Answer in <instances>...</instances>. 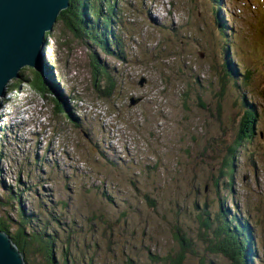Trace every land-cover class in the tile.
<instances>
[{"label":"rangeland","instance_id":"obj_1","mask_svg":"<svg viewBox=\"0 0 264 264\" xmlns=\"http://www.w3.org/2000/svg\"><path fill=\"white\" fill-rule=\"evenodd\" d=\"M114 3L110 28L88 15L83 30L106 33L105 49L58 19L45 53L51 86L25 66L0 99V220L11 233L19 220L30 238L36 230L57 234L69 264L87 259L86 251L94 264H126L120 256L106 259L122 237L125 253L141 263L170 264L149 260L143 246L172 255L181 250L173 238L181 231L190 239L182 264H233L210 250L226 213L256 241L253 264H264V0ZM130 97L139 100L129 104ZM239 133L246 136L233 164L224 165ZM108 196L114 203L102 202ZM140 207L160 227L141 224ZM120 211L136 225L115 223ZM201 211L209 229L197 217ZM106 223L113 224L111 235L103 232ZM27 248L28 263L41 264L34 243ZM58 253L59 246L61 264Z\"/></svg>","mask_w":264,"mask_h":264},{"label":"trees","instance_id":"obj_2","mask_svg":"<svg viewBox=\"0 0 264 264\" xmlns=\"http://www.w3.org/2000/svg\"><path fill=\"white\" fill-rule=\"evenodd\" d=\"M94 1H97V0H94ZM100 2H101L100 6L97 8L96 5L94 4V2L90 3V0H70V6L66 9L62 10L58 19L61 20L62 22H64L65 26L69 30H71L75 36L83 37L85 34V36H87L86 40L93 41L94 43L101 45L102 48L105 49V46L109 45V38H107L108 36L106 33L103 36H99V35L96 36L94 34V32H91V34L83 32L85 27L88 25L87 22L92 21V20H88V18H86V17H88V15H90L91 18L93 20L97 21L98 23H99L98 19L100 18L103 21L106 29H108V27L110 28V26H112V19H113L112 16H113L114 9H115L114 0H110L108 2H105V0H100ZM102 4H106V6H105L106 7V13H104V14H103L102 9H101ZM92 28L94 30V29H96V26L93 25ZM263 28H264V20H263V10H262L260 29L263 30ZM47 35H48V37H50V32H48ZM46 48H47V46H46ZM46 48H45V53H46ZM45 61L46 60H44V63H46ZM229 67L231 68L230 72L231 73L233 72V75L236 74L240 77V75L238 74L237 68L233 63H229ZM34 70L39 75L40 80L44 84L45 88L48 89L47 86H49V85L51 86V83L48 81V73L49 72L44 73L40 70H37L36 68H34ZM239 80H242V79H239ZM239 80L235 79V82L239 81ZM221 83L223 84V82H221ZM238 85L241 87H244V86H247L248 83H243V84H238ZM55 90L58 92L57 95L60 98V100L62 102H65L64 95H62V93L59 92L58 89H55ZM97 90H99V92H100L99 94H102V95H108V93H109V91L107 89L100 90L97 88ZM216 93H217L216 94L217 96H221V93H222V95L224 94V90H219ZM7 95H8V93L6 94V96ZM246 112L250 113L251 116L255 115L256 114L255 106L252 105V103H250V109H247ZM17 114H19V112H17ZM248 127L245 129L248 130V134H249L248 136L251 137L252 134L254 133L253 122H250ZM239 134H240V136L237 137V142L235 141L234 145L230 146L228 149L229 157H228V160H227V158L225 159L224 165L229 166V165L233 164V159L235 157V151L239 147V141L244 136H246V134H243V133H239ZM108 147L114 148L110 145H108ZM131 183L134 184L135 182L131 181ZM109 190L111 191V188H109ZM152 192L159 198V196H160L159 193H157L154 189H152ZM117 195H114V196L117 198L118 197ZM145 198H146V200L152 199V195L147 194V195H145ZM115 200H116L115 198L108 196L106 199L104 197V199H102V202L109 204V203H114ZM161 203L163 204V200ZM177 211L179 212V208ZM137 213L140 214V217L143 220H145L144 223H141V224L149 223L151 226L153 225V226L160 227V224L158 222H153V220H156V218L151 214V212L148 209L141 208V212L139 213V211H137ZM204 213L206 214L207 212L206 211L199 212L197 217L200 218L199 216L202 215L203 217L200 218L201 223L204 227L209 229L211 227V224H209V222L206 221V218L204 217ZM120 214L122 215V217L121 218L120 217L115 218V223H123V222H127L129 220L130 222L134 223V225H136L137 221H135L134 218H133V220H130L129 217L126 218V211H120ZM228 216L229 215L225 213V215L222 217L223 219L218 221V224H217L218 228H216L215 230L212 231L213 235L216 234V237L213 241H211L213 243L214 248L210 249V250L211 251L214 250V252L221 253L223 256H225L229 260H231V262L233 264H253V261H252L251 257H249V256L254 254L251 252V250H252V246H253L254 250H255V247H257L256 241L252 240V238L246 234L247 232L245 231L243 225L240 224L239 219L233 220L235 225H231V221L228 219ZM88 221H90V224L93 225V223H95L94 216L91 217L90 219H88ZM18 222H19L20 227L14 233H11L9 231V228L7 227V224L4 222V220H0V229L4 230L5 232H7L11 235L13 241L15 242V244L18 246V248L22 252V254L25 258L26 264H29V263H28V259H27L26 255H24V254H27V252H28L27 251L28 250L27 244L29 242H33L35 248H37V252L40 254V256L42 258L41 264H58V259H57L58 246L60 247V254L58 253V256L62 260L61 264H69V262H68L69 260L67 261L65 258L66 254H67V250L64 248H66V245H65V243H63L60 246L56 243V240L58 239L57 234L55 235L54 233L47 232V231L44 233H41L39 230H36L37 233L36 234L33 233L32 237L30 238V236L25 234L24 227L22 226V224L20 223L19 220H18ZM58 223L61 224V222L59 220H58ZM112 225L113 224H107L106 223V226H104L102 228L103 232L105 234L111 235ZM138 225H140V224H138ZM69 226H70V224H68V227ZM64 228H67L66 224L64 225ZM72 228H75V227L72 226ZM57 229L61 230L62 228H60V229L57 228ZM135 229L137 230V227ZM64 231L66 233H68L67 229H64ZM173 238H174V240H176L180 243V248H181L180 251H175L172 255H170V252L162 254V253H159L157 251H152L151 245L147 244V245H144L143 248L148 249V254H147L148 259L153 261V262H158L160 260L167 261V259H172L170 264H182V259L184 257L183 253L187 249V247L190 243V239L186 235H183L182 231H181V234L174 232ZM66 243H69V242H66ZM90 243H91V245L94 244L93 242H90ZM109 244H111V239L107 241V246ZM116 244H119V242L117 240L114 243H112V246H116ZM155 248L158 249V245H156ZM108 249L109 248H107V250ZM86 252L85 253H86L87 259L93 260L94 257H92L90 255V253H93V252H90V253H88V251H86ZM119 256L122 258L123 262H125L126 264H143L138 260V258L136 256L131 257V256H129L123 252H120V251H118V253H112V252L107 253L106 259L117 260V257H119ZM87 259H83L82 262L79 264H91Z\"/></svg>","mask_w":264,"mask_h":264},{"label":"water","instance_id":"obj_3","mask_svg":"<svg viewBox=\"0 0 264 264\" xmlns=\"http://www.w3.org/2000/svg\"><path fill=\"white\" fill-rule=\"evenodd\" d=\"M68 0H0V99L20 69L31 65L45 73V32L51 31ZM143 79L140 81L142 83ZM138 97H130L135 104ZM0 264H25L11 237L0 229Z\"/></svg>","mask_w":264,"mask_h":264},{"label":"flooded vegetation","instance_id":"obj_4","mask_svg":"<svg viewBox=\"0 0 264 264\" xmlns=\"http://www.w3.org/2000/svg\"><path fill=\"white\" fill-rule=\"evenodd\" d=\"M153 199H148V200H146L145 202H147V203H151V201H152ZM154 201V200H153ZM127 202V205H128V208H130L133 204H131V202L129 201V200H127L126 201ZM125 224L127 223V222H124ZM62 227V226H61ZM120 243H122V245L120 244ZM119 244H120V248L121 249H119L118 251H120V252H123V253H125V252H127L126 251V242H125V239L122 237L120 240H119ZM117 244H116V246H112V247H110V251L112 252L114 249H117ZM64 249H66V248H64ZM109 250V249H108ZM114 253H116V252H114ZM126 254V253H125ZM128 255V254H127ZM65 258H66V256H65ZM92 264H94V260H93V262H92Z\"/></svg>","mask_w":264,"mask_h":264},{"label":"bare ground","instance_id":"obj_5","mask_svg":"<svg viewBox=\"0 0 264 264\" xmlns=\"http://www.w3.org/2000/svg\"><path fill=\"white\" fill-rule=\"evenodd\" d=\"M69 6H70V0H68V6H67V7L62 8V9L59 10V12H58V14H57L58 16H57V18H56V21L58 20V17H59V15L61 14L62 10L68 8ZM56 21H55V22H56ZM55 22H54V23H55ZM54 23H53V26H54ZM52 29H53V28H52ZM48 32H51V31H46V32H45V39H46V43H45V45H44L45 48H46V46H47V44H48V41H49V39H50V38L48 37V35H47ZM25 66L33 67V66H31V65H25ZM25 66H23V67H25ZM23 67H22V68H23ZM33 68H35V67H33ZM36 69L42 71L41 69H38V68H36ZM43 72H44V71H43ZM6 94H7V91H6L1 97H5ZM6 233H7V232H6ZM7 234L11 237V235H10L9 233H7ZM11 239H12V237H11ZM12 241H13V239H12ZM13 242H14V241H13ZM14 243H15V242H14ZM16 246H17V245H16ZM17 247H18V246H17ZM18 249H19V248H18ZM19 251H20V249H19ZM20 252H21V251H20ZM21 254H22V252H21ZM22 256H23V254H22ZM23 258H24V256H23ZM24 260H25V258H24ZM25 264H26V262H25Z\"/></svg>","mask_w":264,"mask_h":264}]
</instances>
